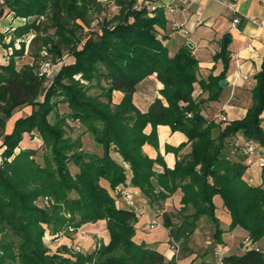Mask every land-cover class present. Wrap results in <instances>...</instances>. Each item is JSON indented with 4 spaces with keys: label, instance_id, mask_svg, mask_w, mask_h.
I'll return each mask as SVG.
<instances>
[{
    "label": "trees",
    "instance_id": "1",
    "mask_svg": "<svg viewBox=\"0 0 264 264\" xmlns=\"http://www.w3.org/2000/svg\"><path fill=\"white\" fill-rule=\"evenodd\" d=\"M107 2L115 4L118 12L103 18L99 32L85 31L91 27V15L103 8L99 0H4L0 4V16L8 11L27 20L1 34L3 47H12V52L8 62L0 64V148L4 156L0 165V264H176L175 258L167 260L159 250L134 240L139 220L136 211L119 205L101 184L108 180L113 190L128 184L129 171L113 158V150L129 165L131 185L140 189L149 204H160L182 191L180 216L169 211L162 214L170 241L187 247L202 217L214 224V239L219 244L224 243L225 232L237 227L248 231L253 241H260L264 238V165L263 182L251 185L244 178L250 164L231 158L227 148L229 140L241 133L264 151V61L255 75L252 105L245 117L209 120L202 114V105L220 98V81L229 69L226 49L215 55L224 62L223 72L199 80V60L189 44L170 55L159 37L157 28L166 22L161 9L150 12L147 6L135 7L136 0ZM32 33L33 56L44 45L53 61L65 51L74 57L61 66L50 84L38 71V63L17 64V58L25 54V38ZM5 36H10L9 43ZM17 39H21L20 48L15 46ZM153 74L163 83L162 98L156 97L148 110L141 111L134 103V93ZM197 82L209 93L198 101L193 97ZM93 88L100 92L90 93ZM114 91L123 93L119 103L114 101ZM61 103L68 104V113L60 112ZM23 107H30L29 113L18 116L7 131L8 120ZM69 121L92 134L103 153L85 150L83 133L72 136ZM159 125L188 137L176 148L166 146V151L177 156L174 168L167 167L160 153L152 158L144 152L145 144L159 147ZM35 132L43 140L42 162L37 159L39 148L27 141ZM24 141L29 146L22 148ZM189 143L190 152L180 156ZM71 161L79 167L76 174L70 170ZM157 163L163 164L162 172L156 171ZM216 196L232 216L228 230L216 215ZM41 198L48 203L40 206ZM99 220L108 221L111 240L90 254L66 256V246L51 253L44 241L49 230H77ZM222 261L264 264V251L247 247L242 253L224 255Z\"/></svg>",
    "mask_w": 264,
    "mask_h": 264
},
{
    "label": "crops",
    "instance_id": "2",
    "mask_svg": "<svg viewBox=\"0 0 264 264\" xmlns=\"http://www.w3.org/2000/svg\"><path fill=\"white\" fill-rule=\"evenodd\" d=\"M201 4L204 5V9L201 15L197 13L198 5H179L173 3L171 0H136L135 7H143L147 6L148 10L152 12L154 9L151 6H155L158 9H161L164 13L165 17V25L164 27H158V35L165 45H167L170 55H174L184 44L188 43L193 49V53L196 58L199 60V72L198 79L207 80L209 75H220L224 70V62L221 57L215 58L216 54H219L223 49H226L229 56V69L222 79L227 82V85L222 87L223 90L221 92L224 93L230 89V96L228 99L220 105V107H213V103L217 101L220 102V98L218 100L207 101L202 105V114L204 115V111H208L210 109L215 110V118H207L209 120L217 119V115L223 113L227 116L228 121H233L236 119H242L245 117L248 108L252 105V88L256 84L255 75L261 71L263 61H264V28L251 21V16H264V7L261 3V0H200ZM234 4L235 8L231 9L226 4ZM238 17L239 22L237 24H233V19ZM27 20L22 17H16L13 13H9L5 11L3 15L0 16V64H6L8 62V54L7 49L3 47L1 34L7 33V30L13 29L17 26L23 25ZM177 22L181 25L182 29L185 30L186 33H182L180 31L173 29V23ZM230 37V40L225 43L224 38ZM10 40V36H5L6 43ZM248 76L247 79L244 76ZM163 88V83L158 80L157 75L153 74L149 77L145 78L142 82H140L137 86V90L134 93V103L141 111H146L149 108L150 104L156 97H161L160 89ZM123 93L121 91H114V101L119 103L122 99ZM209 95L208 92H204L199 82L195 84V91L193 93V97L198 101L201 98H207ZM165 101V100H164ZM166 103V101H165ZM148 110V109H147ZM205 116V115H204ZM206 117V116H205ZM17 118V117H16ZM15 118V119H16ZM263 118V126H264V112L262 113ZM7 122V131H11L14 125V121ZM151 130V126L148 125L146 131L149 132ZM84 133V132H83ZM90 135L89 132H85L83 136ZM158 138H159V147L155 148L150 144H145L143 149L144 152L152 158H156L160 153L164 161L166 162L167 167L174 168L177 160V156L174 152L166 151V146H179L181 143L186 142L188 137L181 131H172L171 127L168 125H159L158 126ZM94 140V139H93ZM236 140H239L241 143L247 141L245 137L238 133L234 138L229 140L227 152L231 156V158H235L233 155L244 156L248 162V156L244 153L241 146L235 144ZM95 144L97 143L94 140ZM23 143V142H22ZM29 146L28 143L22 145V148ZM239 147L240 150L236 147ZM191 144H187L180 152L181 155H186L190 152ZM96 149L103 151L102 147L96 146ZM99 154V151H94ZM114 159L118 162L123 163L128 171H129V179L127 181L129 188L135 190L140 199H145L147 203V199L143 196L139 188H135L130 183L131 171L129 170V165L123 161L121 154L118 152L112 153ZM237 159V158H235ZM246 163V162H245ZM248 164H250L248 162ZM251 165H258L262 172V167L257 158H253V163ZM155 169L158 172H162L164 170L163 164L157 163L155 165ZM250 167H248L246 171V175H244L245 180L251 185H259L263 182L262 175L260 174L259 180H255V176L251 172H249ZM255 181H258L255 182ZM101 184L109 189L110 193L113 194V190L110 188L108 180H102ZM182 191L177 190V192L168 200H172L176 198L177 204H180L182 198ZM141 202V201H140ZM145 202L140 203V207L137 206L134 208L136 213L138 214L139 220L136 224V232L145 231V226L151 223L153 218H150L148 213L141 215L142 211L146 210L148 203ZM216 202V215L220 219L222 223H226L230 225L231 217L228 210L221 203L222 200L219 196L215 197ZM118 204L121 206L127 205L123 200L118 201ZM167 206V203H166ZM180 206V205H179ZM167 209H163L165 211ZM140 211V212H139ZM207 217H202L201 220H205ZM155 219V218H154ZM159 220V219H158ZM200 220V221H201ZM92 223L93 225H88L90 223H86L84 226H89L88 228L81 226L79 229V236H81V242L79 245L85 247L87 242L91 240H95L97 238H101V234H103L105 227L102 229H94L95 225H103L106 224L107 221H97ZM105 222V223H104ZM160 223V222H159ZM160 226L162 224H159ZM156 225L155 227H158ZM91 226V228H90ZM163 226V225H162ZM166 228V227H165ZM167 229V228H166ZM199 227L196 231H199ZM169 232V230L167 229ZM195 233L192 235L191 239L194 238ZM235 232L241 234L243 236L248 235V231L244 230L241 227H237L234 229ZM231 231V232H234ZM167 232V233H168ZM224 233V246L225 248L215 249L214 255L217 257L216 261L219 258H223L224 255L230 253H242L244 250H230L229 241L227 240L226 234ZM63 238L58 239V241ZM138 243H141L140 240H136ZM146 243V242H145ZM149 247L157 248L154 244L146 243ZM259 244L264 246V238L259 242ZM171 245L170 236L168 240V245L163 249L162 252L168 260H171L172 250L169 247ZM192 248L190 250L191 255L189 257L190 264L192 260L193 264H199L200 261L208 262L209 259L205 256H201L198 254L197 248ZM241 247V245H240ZM227 249V250H226ZM246 249V248H240ZM197 259H194L197 256ZM212 259V258H210ZM185 262V263H186ZM180 264V261H178Z\"/></svg>",
    "mask_w": 264,
    "mask_h": 264
},
{
    "label": "rangeland",
    "instance_id": "3",
    "mask_svg": "<svg viewBox=\"0 0 264 264\" xmlns=\"http://www.w3.org/2000/svg\"><path fill=\"white\" fill-rule=\"evenodd\" d=\"M103 3V8L101 11H96L95 13H93V16L91 15V17L93 18L92 24L90 28H85L86 32H99L100 31V22L103 20L104 17H112L114 14H116L118 12V7L110 2H107V0H99ZM50 32H53V29L50 30ZM34 35L29 34L25 40H26V49H25V54L21 57L17 58V64L19 67H21L24 63H38V71H40V74L45 75L47 78V84H50L52 79L54 78V76L56 75V73L58 71H60L59 69L61 68L62 65L64 64H68L74 61V57L68 52L65 51L63 56L59 59H56L55 61H53L52 58V54L49 51L48 46H42L40 53H37V56H33V52H35V49H33V46L31 45V40L33 39ZM10 40L7 42L9 43ZM20 43H21V39H17L15 46L17 48H20ZM12 52V47H10L9 49H7V54L9 55ZM230 89L227 90L226 92L221 94V98H220V102L217 101L216 103H213V107L217 108L220 107V105H222L223 102H225L228 97L230 96ZM100 90L97 88H93L90 93L92 94H97L99 93ZM60 112L61 113H68L70 111L69 106L67 103H61L60 106ZM30 111V107H26V108H22L19 111H17L13 117H11L8 121L12 122L16 117L18 116H22L25 115L27 113H29ZM215 110H208V111H204V115L206 116V118H215ZM229 120V119H228ZM70 125L72 128L68 129L69 132H71L72 136L76 137L80 134H82L85 131V128L81 125L75 123L74 121H69ZM7 129V128H6ZM85 134V132L83 133ZM82 134V141L84 144V149L93 153H96L94 151H99V155H101L103 153V151L96 149V146L98 147H102L100 144L94 142V137L92 136V134L90 135H85L83 136ZM27 141H29V143L34 146L39 148V154L37 155V159L38 161L42 162L43 158H42V149L41 146L43 145V140L42 138L39 136L38 133H34L33 137H31V135H28L27 137ZM94 139V140H93ZM1 143V142H0ZM27 142L24 141L22 145H25ZM243 144V143H241ZM103 148V147H102ZM17 151H19V149H17ZM116 151H111V154L114 153ZM98 154V153H96ZM235 158L240 159V160H245V162L248 164L247 159H245L244 156H238V155H233ZM4 160V156H3V149L0 148V165ZM69 167L70 170L73 174H76L79 172V167L73 162L71 161L69 163ZM249 172H251L253 174V176H255V180H259V175L261 173L260 167L258 165H251L249 166ZM262 167V166H261ZM105 180V179H103ZM102 181V180H101ZM107 181V180H106ZM258 183V181H255ZM126 187L129 188L128 184H125ZM132 193H133V205L128 204L124 199L118 197L115 193V189L112 191L113 194H111L112 196H114L116 199H118V201L123 200L125 203H127L128 207H132L135 208L137 206L140 207V203L145 202V199H140L139 196L137 195V193L135 192V190H133L132 188H129ZM174 195V194H173ZM172 195V196H173ZM171 196V197H172ZM170 198V197H169ZM141 201V202H140ZM46 199L45 198H41L38 201V204L40 206H44L46 205ZM146 203V202H145ZM148 203V200H147ZM146 203V204H147ZM167 203V206H166ZM180 205V206H179ZM177 204L176 198H173L172 200H168V198L165 201H162L160 204L159 203H148V206L146 207L145 211H142L141 215H144L146 213H148L147 215L150 216V218H155V219H159L158 222H160V224L163 225V218H162V214H163V209H167L165 211H169L171 213H174L177 217L180 216V210H181V201L180 204ZM140 212V211H139ZM67 216H70L69 214ZM176 220H178V218H175ZM201 220V219H200ZM102 221V220H99ZM106 221V220H104ZM96 223H98L97 221H95ZM95 222H90V224L88 225H93L92 223L95 224ZM108 222V221H107ZM107 222L106 224H103L102 226H96L94 227V229H102L105 227V230L103 232V234H101V238H97L95 240H91L90 242H87V244L85 245V247L79 245V242H81V236H79L78 232L79 229L74 230L73 227L68 228V231L62 230L59 231L58 233H53L50 232V230L48 232H46V235L43 237L44 241L46 243V245L50 248L51 253H54L56 250H58L60 247H67L68 248V254H65L66 256H70L76 253H80V254H90L92 252H94L96 249H99L102 245L104 244H108L111 240V234L109 233V229L107 227ZM105 223V222H104ZM85 224L81 225L84 226ZM158 226V227H151L149 224L148 225H144L145 226V231L142 232H136L135 236H134V240H140L141 242H146V243H150L151 245L154 244V246H157V248L161 251H163V249H165V247L168 245V240H169V233H167V229L163 226ZM86 228H88L89 226H84ZM199 231H196L197 233L195 234L194 238L189 240V243L187 245V247L183 248L181 245V249L178 253L177 257L175 258L176 264H178V261H180V264H188L187 262L189 261V257L191 255L190 250L192 249L190 247V245L194 248H197L198 250V254L201 256H205L206 258L209 259L208 262H202L200 261L199 264H216L217 261V257H215L214 255V251L215 249H220V248H225V246L223 244H219L215 241L214 239V233H215V227L214 224L209 221L207 218L203 221H199ZM221 227L225 230L229 229V225L226 223H222L221 222ZM91 228V226H90ZM234 231V230H233ZM227 240L229 241V247L230 250H234V252H236L237 250H245V249H240L242 248H247V247H256L259 248L261 250L264 251V246L259 244V242L263 239H261L258 242H255L251 239L249 232L248 235L243 236L241 234H238L237 232H231V231H227ZM224 235V234H223ZM192 237V236H191ZM63 238L62 240L58 241V239ZM246 239H248L246 241ZM241 245V247H240ZM76 247L80 248V250H78ZM227 250V249H226ZM198 255L195 256L194 259H197ZM212 258V259H210ZM172 259V258H171ZM168 260V259H167ZM187 261V262H186ZM186 262V263H185ZM192 262H194V260H192ZM190 264H193V263ZM12 263V262H11ZM18 263V262H17Z\"/></svg>",
    "mask_w": 264,
    "mask_h": 264
},
{
    "label": "built area",
    "instance_id": "4",
    "mask_svg": "<svg viewBox=\"0 0 264 264\" xmlns=\"http://www.w3.org/2000/svg\"><path fill=\"white\" fill-rule=\"evenodd\" d=\"M4 0H0V4L3 3ZM173 3L179 4V5H183V6H187V5H192V4H197L198 5V10L197 13L199 15L202 14L203 9H204V5L201 4L200 0H171ZM261 3L264 7V0H261ZM229 8L234 9L235 5L234 4H230L227 3L226 4ZM152 9H155V6H151ZM251 21L261 25L264 28V16L263 17H258V16H251L250 17ZM239 22V18L236 17L233 19V24H237ZM173 29L180 31L182 33H186L184 29H182L181 25L177 22L173 23ZM245 79L248 78V76H244ZM188 116H191V113H188ZM218 121H226L227 116L223 113H220L217 115V119ZM79 124V123H78ZM236 145L241 146L244 153L248 156V162L250 164L253 163V158H257L260 165L263 166L264 165V151L261 148V146L258 145L257 142L253 141V140H247L245 141L243 144H241V142L239 140H236ZM126 164V163H125ZM115 193L118 197L124 199L128 204L133 205V193L132 191L126 187L124 184L118 185L115 188ZM138 215V214H137ZM160 223L158 222L157 219H152L150 226L151 227H155L156 225H159ZM248 239H246L247 241ZM172 250V259H174V257L178 256V253L181 249V245L180 242L171 241V245L169 246ZM78 250H80V248L76 247ZM216 264H223V261L221 258L218 259Z\"/></svg>",
    "mask_w": 264,
    "mask_h": 264
},
{
    "label": "water",
    "instance_id": "5",
    "mask_svg": "<svg viewBox=\"0 0 264 264\" xmlns=\"http://www.w3.org/2000/svg\"><path fill=\"white\" fill-rule=\"evenodd\" d=\"M229 40H230V37H228V36L224 38V42H225V43H227ZM190 46H192V45L190 44ZM220 85H221L222 87H224V86L227 85V82L224 81V80H221V81H220Z\"/></svg>",
    "mask_w": 264,
    "mask_h": 264
}]
</instances>
